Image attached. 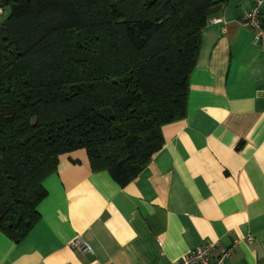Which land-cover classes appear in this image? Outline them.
Here are the masks:
<instances>
[{"label":"trees","instance_id":"1","mask_svg":"<svg viewBox=\"0 0 264 264\" xmlns=\"http://www.w3.org/2000/svg\"><path fill=\"white\" fill-rule=\"evenodd\" d=\"M214 0H2L0 232L40 220L44 181L85 150L124 187L185 118Z\"/></svg>","mask_w":264,"mask_h":264},{"label":"crops","instance_id":"2","mask_svg":"<svg viewBox=\"0 0 264 264\" xmlns=\"http://www.w3.org/2000/svg\"><path fill=\"white\" fill-rule=\"evenodd\" d=\"M214 2L163 148L124 187L85 150L61 156L30 233L0 232V264H179L208 242L231 250L223 264H264V51L241 24L256 0ZM78 237L91 253L68 247Z\"/></svg>","mask_w":264,"mask_h":264},{"label":"built area","instance_id":"3","mask_svg":"<svg viewBox=\"0 0 264 264\" xmlns=\"http://www.w3.org/2000/svg\"><path fill=\"white\" fill-rule=\"evenodd\" d=\"M263 0H256L255 6L248 11L241 24L253 33L254 41L258 43L264 51V21L260 17V4ZM223 19H215L214 23H221ZM219 242H208L196 247L186 255L179 264H223L231 256V250L222 251L217 257L214 252L219 248ZM68 247L79 250L84 254L92 252L91 247L81 238L72 240Z\"/></svg>","mask_w":264,"mask_h":264},{"label":"rangeland","instance_id":"4","mask_svg":"<svg viewBox=\"0 0 264 264\" xmlns=\"http://www.w3.org/2000/svg\"><path fill=\"white\" fill-rule=\"evenodd\" d=\"M5 11H6V14H8L9 13V9L7 8V9H5Z\"/></svg>","mask_w":264,"mask_h":264}]
</instances>
